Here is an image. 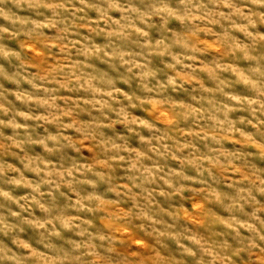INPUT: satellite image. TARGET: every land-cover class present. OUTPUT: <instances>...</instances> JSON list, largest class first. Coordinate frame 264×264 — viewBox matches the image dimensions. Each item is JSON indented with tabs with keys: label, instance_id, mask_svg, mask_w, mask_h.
<instances>
[{
	"label": "clouds",
	"instance_id": "9594fccd",
	"mask_svg": "<svg viewBox=\"0 0 264 264\" xmlns=\"http://www.w3.org/2000/svg\"><path fill=\"white\" fill-rule=\"evenodd\" d=\"M0 264H264V0H0Z\"/></svg>",
	"mask_w": 264,
	"mask_h": 264
}]
</instances>
